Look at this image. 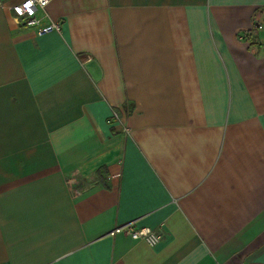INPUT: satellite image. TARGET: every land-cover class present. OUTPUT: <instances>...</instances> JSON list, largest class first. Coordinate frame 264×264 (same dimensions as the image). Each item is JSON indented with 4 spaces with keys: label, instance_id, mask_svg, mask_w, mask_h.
<instances>
[{
    "label": "crops",
    "instance_id": "obj_1",
    "mask_svg": "<svg viewBox=\"0 0 264 264\" xmlns=\"http://www.w3.org/2000/svg\"><path fill=\"white\" fill-rule=\"evenodd\" d=\"M16 3L0 264H264V0H53L44 35Z\"/></svg>",
    "mask_w": 264,
    "mask_h": 264
},
{
    "label": "built area",
    "instance_id": "obj_2",
    "mask_svg": "<svg viewBox=\"0 0 264 264\" xmlns=\"http://www.w3.org/2000/svg\"><path fill=\"white\" fill-rule=\"evenodd\" d=\"M12 1L17 2L14 8L18 14L19 24L35 28L38 35H44L50 32H61L62 25L60 22L42 26L41 20L38 18L39 11H45L53 0H31L30 4L29 0H0V10L9 6ZM113 119L119 120L117 113L113 114ZM119 233L128 235L134 240L145 242L151 247L156 246L162 239V236L157 230L149 227H135L133 223H127L116 227V229L111 232V235Z\"/></svg>",
    "mask_w": 264,
    "mask_h": 264
},
{
    "label": "snow or ice",
    "instance_id": "obj_3",
    "mask_svg": "<svg viewBox=\"0 0 264 264\" xmlns=\"http://www.w3.org/2000/svg\"><path fill=\"white\" fill-rule=\"evenodd\" d=\"M31 3V0H29V4Z\"/></svg>",
    "mask_w": 264,
    "mask_h": 264
}]
</instances>
